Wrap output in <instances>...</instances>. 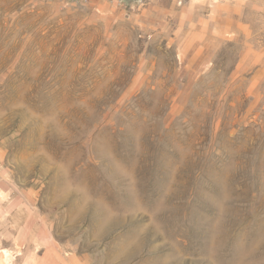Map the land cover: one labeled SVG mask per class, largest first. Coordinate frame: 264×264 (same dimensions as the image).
<instances>
[{"label":"rangeland","instance_id":"rangeland-1","mask_svg":"<svg viewBox=\"0 0 264 264\" xmlns=\"http://www.w3.org/2000/svg\"><path fill=\"white\" fill-rule=\"evenodd\" d=\"M0 264H264V0H0Z\"/></svg>","mask_w":264,"mask_h":264}]
</instances>
